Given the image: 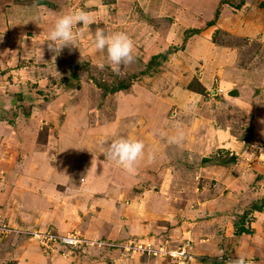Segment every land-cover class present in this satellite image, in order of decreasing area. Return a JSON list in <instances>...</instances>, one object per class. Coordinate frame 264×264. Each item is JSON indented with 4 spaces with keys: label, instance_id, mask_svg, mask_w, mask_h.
<instances>
[{
    "label": "crops",
    "instance_id": "obj_1",
    "mask_svg": "<svg viewBox=\"0 0 264 264\" xmlns=\"http://www.w3.org/2000/svg\"><path fill=\"white\" fill-rule=\"evenodd\" d=\"M41 1L0 0L1 222L77 229L92 238L157 237L171 247L189 241L187 264L226 258L264 263V145L259 156L245 154L240 146L244 133L264 140V89H257L264 79L247 83L250 76L244 77L246 70L239 66L237 75L220 76L230 63L212 57L213 47L194 34L183 48L182 65L188 71L199 65L201 85L211 98L189 87L173 90L177 107L170 116L156 113L153 100L147 102H154L157 111L150 113L122 102L116 106L108 92L101 96L91 83L78 88L63 79L62 88L58 75L74 71L73 63L96 62L98 51L109 57L111 48L96 46L95 38L64 11L77 0ZM152 1L153 9L161 5ZM230 11L222 6L216 26L261 40L258 14L240 22ZM194 40L208 44L203 55L192 49ZM252 65L250 70L258 65L264 73V54ZM97 100L104 105L94 104ZM76 147L88 153L81 161L74 157ZM152 147L157 148L154 156ZM215 152V161H202ZM230 155L234 159L226 162ZM245 212L244 226L251 231L236 234L234 223ZM47 255L35 241L0 234V264H169L162 257H123L95 246L68 257Z\"/></svg>",
    "mask_w": 264,
    "mask_h": 264
},
{
    "label": "rangeland",
    "instance_id": "obj_2",
    "mask_svg": "<svg viewBox=\"0 0 264 264\" xmlns=\"http://www.w3.org/2000/svg\"><path fill=\"white\" fill-rule=\"evenodd\" d=\"M101 1L103 4L100 2H94L96 3L94 4L92 0H77L76 5L69 2L72 7L71 10L70 8L66 9L69 6L67 4L68 6H64V11L71 13L73 15L72 18L77 20L76 24L81 26L82 30L86 29L90 37L95 38L96 46H98V43L110 46L109 57H105L104 59L98 51L95 56L96 62L82 61L80 65L78 64L79 62L77 64L73 63L75 70L71 73L66 72L64 78L58 75L56 77L58 82L63 83V79H69L73 85L79 86L78 88L84 82L91 83L98 88L100 95L103 96L104 89L98 87L97 84L101 83L109 87L115 86L120 80H124L125 82H129L130 86L128 88L108 92L110 100L114 105L117 106L122 102L124 103V106H122L128 109L136 107L139 113H142V110L150 113L151 110L157 111L156 104L154 103L157 102L159 109L156 113H165L164 115L170 116L174 108L177 107V103L174 101L175 94L173 90H181L182 87L188 89V85L192 84L193 88H201L204 91L201 95L211 98L208 95L210 90H206L201 85L200 67L199 65H195L191 67L190 71L184 69L185 66L182 65V62L185 60V57L181 55L183 49L170 53L165 60L151 66L149 70L146 69V64L153 54L164 52L171 46H181L185 30L195 26H201V31L203 32L200 31L196 34H201L202 38L207 40V43L213 47L214 53L212 57L218 61L230 63L225 70L222 69L220 76L223 75V77L228 79L227 76L229 74H236V66H239L240 70H246L244 77L247 76V73L250 76L249 82H247V78H243V81L247 83H259L260 79L261 81L264 79L263 69H258V65L254 66L255 70L249 69L250 66H253L252 64H254L255 59L264 54V0H225L228 3L221 4L218 0H161V5L158 4L155 9H153L154 2L152 0ZM219 4L221 6L220 12L223 5H228L231 9L228 14L230 13L232 17L237 16L234 17V20H239L240 22V18L258 14L259 19L263 20L260 22L261 40L257 35L255 37H246L233 34L232 32L234 31L232 30L234 29H231V26L227 27L228 29L223 26H216V21L212 25L204 27V23L209 20L207 19L208 16L212 15V12ZM200 16L203 20L199 19ZM262 16L263 19H261ZM256 21L259 20L256 19ZM236 23L239 22L237 21ZM236 25H240V23ZM208 28L209 30L205 31ZM186 41L183 43V47ZM114 44L119 46L116 47ZM208 44L194 40L192 42V49L195 50L196 54L203 55L202 49L204 46H208ZM150 47L153 51L151 50L149 53ZM91 64L95 65L91 66ZM144 70H146V73H142ZM213 78L216 79L215 77ZM61 87H64V83ZM214 87H217V82H214ZM262 88L264 89V84L257 89L259 91ZM124 94H128L129 96L136 95L133 96L136 101L135 99L131 101L129 96H125L123 99L122 95ZM82 96L86 99L92 98L89 93H84ZM71 97L79 99L76 93H73ZM93 99L96 100V98ZM147 100H153L154 102L148 103ZM94 104L101 106L103 100H97ZM19 109L16 108V114L21 111ZM127 114H130V111ZM2 117L6 116L3 115ZM32 132H36V130L32 129ZM243 138L244 143L240 142V146L241 149L244 148L245 154L259 156L258 152L263 147L264 140L262 141L257 134L256 137H252L244 133ZM251 144H254L253 148L250 147ZM81 149L76 147V152H74V157L79 161L88 155V153H81ZM156 150V147L151 148V156L157 154ZM240 150L238 151L240 152ZM165 151L168 152L167 149ZM211 156L208 161L216 159L217 157L215 156L218 155L215 152ZM152 172L151 170L149 175H152ZM46 226L50 229L53 228L50 225ZM16 235L18 238L29 240L25 234ZM83 235L89 237L84 233ZM153 240L159 242L157 237ZM92 258L94 259V257ZM245 259L249 260L250 258H243L242 260ZM78 263L84 264L85 262L80 260Z\"/></svg>",
    "mask_w": 264,
    "mask_h": 264
},
{
    "label": "built area",
    "instance_id": "obj_3",
    "mask_svg": "<svg viewBox=\"0 0 264 264\" xmlns=\"http://www.w3.org/2000/svg\"><path fill=\"white\" fill-rule=\"evenodd\" d=\"M254 144L250 147L253 148ZM254 153V152H253ZM13 232L15 234H25L29 240L37 242L46 253H59L63 257H68L73 252H84L90 246L104 247L117 251L123 257L149 256L162 257L169 261V264H187L192 257L189 248L190 242L178 246H167L163 242H156L154 238L115 240L110 238H88L80 230L60 232L58 230L27 229L23 227H11L4 222H0V234ZM228 264H264L253 258L238 259L226 258Z\"/></svg>",
    "mask_w": 264,
    "mask_h": 264
},
{
    "label": "trees",
    "instance_id": "obj_4",
    "mask_svg": "<svg viewBox=\"0 0 264 264\" xmlns=\"http://www.w3.org/2000/svg\"><path fill=\"white\" fill-rule=\"evenodd\" d=\"M38 2H42L41 0H36ZM220 4L221 3H228L226 2L225 0H220L219 2ZM220 6L218 5L216 7V9L214 10V13H213V17L208 20L206 22V26H210L212 25L213 23H215V21L217 20L218 16H219V13H220ZM202 30L201 26H195V27H191L189 29H186L185 32L183 33V36H182V45L177 47V46H171L169 47L168 49H166L164 52H158V53H155L153 54L150 59L147 61V64H146V69L149 70L151 66L155 65V64H158L159 62L165 60L167 58V56L170 54V53H173L175 52L176 50L178 49H183V43L191 36V35H194L198 32H200ZM182 47V48H181ZM146 70H144L142 73H146L145 72ZM73 74H75L73 72ZM99 83V82H98ZM98 87H102L104 89V94L106 92H114L115 90H119V89H126L130 86L129 82H125L124 80H120L115 86H107L105 84H97ZM192 84H189L188 87L191 88V89H194L200 93H203L204 91L200 88H193L191 86ZM28 113V111L26 112ZM203 160L205 161H208L209 158H204ZM262 205H258V204H253L252 205V208H260ZM246 212L240 216V218L234 223V232L236 234H240L242 232H250L251 229L248 228V227H245L244 226V218H245V215Z\"/></svg>",
    "mask_w": 264,
    "mask_h": 264
},
{
    "label": "water",
    "instance_id": "obj_5",
    "mask_svg": "<svg viewBox=\"0 0 264 264\" xmlns=\"http://www.w3.org/2000/svg\"><path fill=\"white\" fill-rule=\"evenodd\" d=\"M233 159H234V156L230 155L229 158L226 160V162L232 161ZM212 264H228V263L224 260H221V261H218V262L212 263Z\"/></svg>",
    "mask_w": 264,
    "mask_h": 264
},
{
    "label": "clouds",
    "instance_id": "obj_6",
    "mask_svg": "<svg viewBox=\"0 0 264 264\" xmlns=\"http://www.w3.org/2000/svg\"><path fill=\"white\" fill-rule=\"evenodd\" d=\"M202 94V93H201ZM185 243V242H184ZM181 245V244H180ZM191 245V244H190ZM41 248V247H40ZM191 248V247H190ZM44 252V251H43ZM44 254H49V253H46V252H44ZM53 254V253H52ZM62 256V255H61ZM224 261H226V260H224ZM227 262V261H226Z\"/></svg>",
    "mask_w": 264,
    "mask_h": 264
}]
</instances>
